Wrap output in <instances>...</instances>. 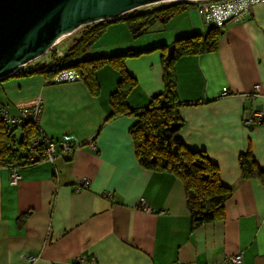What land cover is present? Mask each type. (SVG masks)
<instances>
[{
	"label": "crops",
	"instance_id": "crops-1",
	"mask_svg": "<svg viewBox=\"0 0 264 264\" xmlns=\"http://www.w3.org/2000/svg\"><path fill=\"white\" fill-rule=\"evenodd\" d=\"M184 17L181 27L157 24L153 30L162 35L136 49L206 30L201 18L200 23ZM222 28L215 51L181 56L173 72L182 140L203 150L222 184L232 189L223 218L191 230L181 181L143 168L136 159L128 131L136 119L122 115L105 122L118 79L109 65L96 72L97 95L80 80L2 78L0 102L7 111L17 116L21 107L39 104L43 133L71 147L59 148L52 160L14 167L21 175L16 183L10 180L12 167L0 166V264H78L77 256L87 264H228L237 253L242 257L236 264H264V186L257 178H243L238 163L250 150L264 169V121L252 128L243 123L252 111L264 116V2ZM125 67L137 79L127 104L142 109L164 87L161 50L128 59ZM91 137L95 149L86 143ZM83 178L89 185L78 189ZM27 254L37 259L28 261Z\"/></svg>",
	"mask_w": 264,
	"mask_h": 264
},
{
	"label": "trees",
	"instance_id": "trees-1",
	"mask_svg": "<svg viewBox=\"0 0 264 264\" xmlns=\"http://www.w3.org/2000/svg\"><path fill=\"white\" fill-rule=\"evenodd\" d=\"M189 1H172L148 10L126 12L112 20H102L86 26L72 46L63 56L51 52V60L36 59L13 74L3 78L29 77L40 75L43 83H60L53 77L62 70H74L91 95L99 92L96 72L109 65L118 73L115 89L109 95L110 112L105 122L118 116H133L136 120L129 127L135 156L140 166L156 172H169L177 177L183 186L185 203L190 217V229L223 218V206L232 189L222 184L219 169L203 150H194L182 140L175 92L173 67L184 55L203 54L216 50L223 33L222 26L209 25L202 33L176 37L168 53V44L149 48L127 49L111 55L84 57L110 24L122 21L132 37L153 29L155 24H165L178 13L189 10ZM161 50V64L164 71L163 90L150 97L146 107L131 108L127 97L135 89L137 79L126 69L125 60L144 51ZM0 80V82L2 81ZM47 81V83H46ZM65 82V81H62ZM197 103V102H195ZM4 113L10 114L0 102V166L24 167L45 157L42 145L38 148V158L30 160L31 143L38 140L41 132L35 121L25 119L22 123L5 120ZM11 115V114H10ZM14 116V115H11ZM180 123V125H174ZM18 130V135L16 134ZM243 178H257L264 186V169L255 161L250 150L242 152L238 159Z\"/></svg>",
	"mask_w": 264,
	"mask_h": 264
},
{
	"label": "water",
	"instance_id": "water-1",
	"mask_svg": "<svg viewBox=\"0 0 264 264\" xmlns=\"http://www.w3.org/2000/svg\"><path fill=\"white\" fill-rule=\"evenodd\" d=\"M172 1L183 0H0V79L45 54L63 34L140 6Z\"/></svg>",
	"mask_w": 264,
	"mask_h": 264
},
{
	"label": "built area",
	"instance_id": "built-area-1",
	"mask_svg": "<svg viewBox=\"0 0 264 264\" xmlns=\"http://www.w3.org/2000/svg\"><path fill=\"white\" fill-rule=\"evenodd\" d=\"M193 4V7L198 12L202 23L206 25H215V26H222L227 22H236L240 20L242 17H244L247 12L249 11V8L251 5L264 2V0H186ZM59 43V42H58ZM57 45L55 43L52 45L45 54L42 56H39L28 63L24 64L27 65L30 62L41 59V60H51V52L54 51L55 56L60 57L64 55V50H58L57 48H54ZM21 66L19 69L24 67ZM18 69V70H19ZM17 71V70H16ZM53 81L55 82H62V81H74L79 79V75L74 70H62L58 72L53 78ZM47 83V81H46ZM258 85H254L255 91L258 90ZM227 89L224 87L222 89V94H226ZM247 95H255V92L247 93ZM41 111V106L39 104H32L28 106L21 107L20 114L17 116H11L8 113H4L5 120L16 122V123H22L25 119H30L31 121L37 120L38 115ZM264 121V116L261 112L258 111H252L249 113L247 117L243 119V123L245 125H251V124H260ZM36 122V121H35ZM39 130L41 132V135L39 136L38 140H34L31 143V149L29 151L30 160H34L35 158H38V148L40 145L44 148V153L46 159L52 160V158L56 155L57 150L59 148L62 151L69 150L71 147V143L66 140H54L50 138L49 136L45 135L39 127ZM87 145L90 149H95L96 145L94 144V138H88L86 140ZM16 169L14 167L10 168V180L12 183H16L20 178L21 175L19 172L15 171ZM90 180L88 178H83L80 181V184L77 185V188H86L89 185ZM144 208H147V204L141 203ZM241 254L237 253L232 256H229L226 260V263L228 264H236L241 260ZM26 259L28 261H35L37 259V256L35 254H27ZM91 259V258H90ZM75 261L78 264H87L88 260L84 256H77L75 258ZM93 261V259H91Z\"/></svg>",
	"mask_w": 264,
	"mask_h": 264
},
{
	"label": "rangeland",
	"instance_id": "rangeland-1",
	"mask_svg": "<svg viewBox=\"0 0 264 264\" xmlns=\"http://www.w3.org/2000/svg\"><path fill=\"white\" fill-rule=\"evenodd\" d=\"M164 3H168V2L148 4V5L140 6L134 10L135 11H142V10L144 11V10L151 9L154 6L164 4ZM134 10H132V11H134ZM195 10L196 9L192 6L189 10H186L184 12L176 14L175 16H173L169 20L170 21L169 24L171 26L173 25V28L181 27L187 21V19L183 20V21H179V19L182 18L183 16H185L184 18H188V16H190V17H193L194 19H196V21L199 20L200 17ZM199 22L201 23V20H199ZM91 24H93V23H91ZM89 25L90 24L83 25V26L79 27L77 30H75L74 32H72L71 34H69L68 36H65L59 43H57V45L54 48H57L58 50H61V51L62 50H64V51L68 50L72 46L73 41L80 36L82 30L86 26H89ZM158 26L159 25H157V23H156L155 27H158ZM208 27H209V25H207L205 28L207 29ZM157 33H160L162 35V30L161 31H160V29H158V30L154 29L153 30L151 28V30L144 32V33H141L137 37H132L131 33L128 31L125 24L122 21H117V22H114V23L109 25V27L106 29V31L101 35V37L96 41V43L90 48V50L84 55V57L90 58L93 56H99V55H101V53H102L101 51H103L104 48H107L108 52L115 51L116 53H119L120 51H124L127 49H136V48H139L138 45H141V43L145 42L146 40H147V44H148L149 39L153 38L154 35ZM156 37H157L156 39H158L161 36H156ZM170 45L171 44H168V46H170ZM137 50H140V49H137ZM115 52H113V54H115ZM109 55H111V54H109ZM145 55H147V51H144L141 54H138L137 56L135 55V56L127 57L125 62L128 59L135 61V57L140 58V57H143ZM146 63H147V65L149 64V62L147 60H146ZM24 66H26V65H24ZM141 79H143V76H141ZM39 116H40V113L38 115V118H36L37 120H35L37 123L39 120ZM16 134L18 135V130H17Z\"/></svg>",
	"mask_w": 264,
	"mask_h": 264
},
{
	"label": "bare ground",
	"instance_id": "bare-ground-1",
	"mask_svg": "<svg viewBox=\"0 0 264 264\" xmlns=\"http://www.w3.org/2000/svg\"><path fill=\"white\" fill-rule=\"evenodd\" d=\"M68 35H69V33H66V34L61 35V36L55 41V43L60 42L65 36H68Z\"/></svg>",
	"mask_w": 264,
	"mask_h": 264
}]
</instances>
